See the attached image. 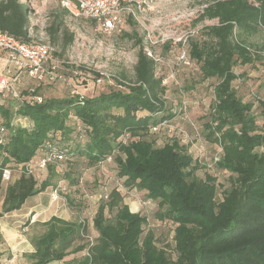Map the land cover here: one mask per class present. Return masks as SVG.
<instances>
[{
	"label": "trees",
	"instance_id": "16d2710c",
	"mask_svg": "<svg viewBox=\"0 0 264 264\" xmlns=\"http://www.w3.org/2000/svg\"><path fill=\"white\" fill-rule=\"evenodd\" d=\"M30 12L18 0H0V31L22 42L34 41L29 36ZM68 14L63 8L55 14L52 44ZM205 20L216 23L204 27V39L191 44L190 54L202 77L216 81L207 137L222 146L218 167L232 176L220 198L211 176L194 175L195 161L178 140L156 147L145 138L149 129L177 111L162 98L164 86L156 76L155 60L143 47L137 52L132 79L118 83L123 90L82 98L42 96L40 103L6 97L0 103V128L6 130L0 135V196L6 183L0 218L54 188L56 165L63 163L62 178L76 185L79 176L74 178L67 168L74 158L93 164L110 156L119 180L144 191L146 198L157 202L155 218L175 225L173 256L156 246L146 216L131 211L112 189L93 217L97 235L92 243L82 240L83 223L52 216L42 223L43 232L32 238L30 264H264V132L252 103L244 102L232 86L235 66L262 62L260 51L252 52L247 40L264 30V0H216L193 24ZM72 41L73 34L65 35L63 48ZM260 49L264 52V43ZM18 118L27 126L16 122ZM125 132L129 139L122 144ZM48 145L62 151L64 158L49 163L43 170L49 175L39 182L24 172V166L35 163ZM4 169L18 171L19 176L4 181Z\"/></svg>",
	"mask_w": 264,
	"mask_h": 264
},
{
	"label": "rangeland",
	"instance_id": "374dc122",
	"mask_svg": "<svg viewBox=\"0 0 264 264\" xmlns=\"http://www.w3.org/2000/svg\"><path fill=\"white\" fill-rule=\"evenodd\" d=\"M214 1L216 0H156L153 12L146 19H140L138 22L128 19L120 31L110 33L97 30L94 23L87 19L68 14L63 18V25L54 44L51 42L50 26L56 21L55 14L61 8L58 1H28L27 7L31 11L30 38L52 48L50 65H55L57 72L66 77L70 84L56 81L39 85L24 77L21 90L24 94L27 87L36 86L37 93L45 98L70 97L71 88L82 97H94L113 89L123 90V86L118 83H127L132 79L137 52L139 47H143L145 52H150L156 58V76L162 79L164 86L162 98L167 107H175L177 111L175 117L167 120L165 125L149 129L145 138L152 141L156 147L173 139L178 140L195 161L192 167L194 175L201 179L211 176L217 187V198H220L222 191L229 186L232 176L218 167L219 160L223 157L222 146L218 142H211L207 137L206 125L211 121V103L216 81L202 77L199 63L190 54L191 44L204 39V27L216 23V20H205L193 24L204 7ZM69 34H73V41L64 49L65 35ZM247 43L252 52L260 51L262 62L259 60L252 64L235 66L233 71L237 79L232 86L244 102L252 103L257 125L264 132V107L261 104H264V52L260 49L264 43V30L250 37ZM180 50L186 52L189 65H182L176 60ZM8 68L5 53L0 51V71ZM96 79L101 81L97 83ZM6 97L8 96L1 95L0 103L5 102ZM182 104L187 108L184 115L178 112V107ZM15 121H21V118ZM25 125L27 126V123ZM260 150L262 151V148ZM92 163L84 158H74L73 164L67 166L73 173L71 176H79L76 185L62 178L66 166L63 163L56 165L53 178L56 186L47 188L40 195L44 198L35 207L40 210L37 216L32 218L35 212H31L24 217V212H19L8 213L0 218L3 228L4 224H7L6 227L13 235H4L0 231V264H30L29 255L33 252L28 250L33 248L32 238L43 232L42 223L53 213L59 216L65 212L68 221L83 223L86 232L82 235V240L92 243L97 235L93 217L98 206L108 200L107 196L112 189L118 190L123 202L131 211L146 216V228L154 231L156 246L169 255L174 254L175 225L170 221L155 218L157 202L146 198L144 191L125 186L123 179L119 180L117 177V165L114 160ZM34 175L40 182L49 175V171L36 170ZM17 176L18 171H13L11 180ZM60 178L62 180H59ZM5 186L6 183L3 185L0 205ZM46 194H50L49 198ZM51 195H54L55 199H52ZM34 201V198L28 199L21 211H28ZM48 201H52V206ZM57 263L59 262L52 264Z\"/></svg>",
	"mask_w": 264,
	"mask_h": 264
},
{
	"label": "built area",
	"instance_id": "2783aa9c",
	"mask_svg": "<svg viewBox=\"0 0 264 264\" xmlns=\"http://www.w3.org/2000/svg\"><path fill=\"white\" fill-rule=\"evenodd\" d=\"M20 3L27 5L31 0H18ZM61 8L65 9L74 17H82L94 23L96 29L102 32L110 33L120 31L126 24L128 19L140 21L146 19L153 12L154 2L156 0H57ZM30 36V35H29ZM180 42V41H179ZM0 51L5 53L6 64L9 65L7 70L0 71V96H8L19 103H40L42 95L36 94V88L27 87L24 95L21 90V85L24 77H28L38 83L52 84L56 81L65 82L66 77L57 72L55 65H50L52 48L41 42L30 41L22 42L19 39L0 31ZM146 54L153 60L156 58L150 52ZM176 60L182 65H189L190 61L184 50L176 56ZM100 76V75H98ZM101 79H96L99 83ZM163 82V81H162ZM163 84V83H162ZM181 92V91H180ZM71 96L77 94L74 88L70 90ZM82 98V96H79ZM178 112L182 115L186 112V105L178 107ZM176 110V109H175ZM22 123L23 121H17ZM167 121L162 122L159 127L165 125ZM23 124V123H22ZM25 126V124H23ZM155 129V128H153ZM4 128H0V135L5 133ZM129 139L127 132L120 137L122 144H125ZM2 138H0V143ZM64 158L62 151L55 146L48 145L43 155L37 159L35 163H29L24 166V172L28 175H33L34 171L46 169L49 163L62 161ZM112 161V157H107L104 161ZM11 173L9 169H4L2 178L4 181L10 179ZM56 190L54 191V194Z\"/></svg>",
	"mask_w": 264,
	"mask_h": 264
},
{
	"label": "crops",
	"instance_id": "0c3cea01",
	"mask_svg": "<svg viewBox=\"0 0 264 264\" xmlns=\"http://www.w3.org/2000/svg\"><path fill=\"white\" fill-rule=\"evenodd\" d=\"M23 124H26V122L25 121H23L22 122ZM44 192H42V193H40V194H38V195H35V196H32V197H30V198H28V199H31V198H34L35 199V201H34V203L32 204V205H30L29 207H28V211H21V208L19 209V210H17V211H14V212H11L12 214H14V213H19V212H24V213H22L23 215H24V217H26L28 214H31V212H35L34 214H32L33 216H31L32 218L33 217H35V216H37V214H40V210L38 211L37 209H35V207H36V205L37 204H40L41 202H42V199L44 198L43 196H41L40 197V195L41 194H43ZM47 196H48V198H49V195L50 194H46ZM39 196V197H38ZM51 197H52V199H55V196L54 195H51ZM28 199H26V201L24 202V203H26L27 202V200ZM41 201V202H40ZM46 202L44 201V204H45ZM48 204L49 205H51L52 206V201H48ZM24 205V204H23ZM22 205V206H23ZM11 213H9V214H11ZM4 216V215H3ZM3 216L1 217V218H3ZM52 216H55V217H59V218H62V219H64V220H67V215L65 214V212H62L59 216H56V214L55 213H53L50 217H52ZM49 217V218H50ZM11 218V217H10ZM49 218H48V220H49ZM3 220V219H2ZM1 222H2V224H1ZM6 225L7 224H4V226H5V228H3V221H0V231L2 232V234H7V235H9V234H11L12 235V233L11 232H9V230H8V228L6 227ZM2 226V227H1ZM3 228V229H2ZM7 228V229H6ZM14 234V233H13ZM15 235V234H14ZM13 236V235H12ZM32 248V247H31ZM30 253L31 252H33L34 251V249L32 248L31 250H28ZM53 262H51V263H49V264H52ZM57 264H66V262L65 261H59V263H57Z\"/></svg>",
	"mask_w": 264,
	"mask_h": 264
}]
</instances>
